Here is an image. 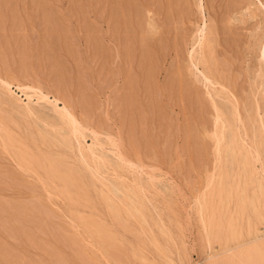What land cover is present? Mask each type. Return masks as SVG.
<instances>
[{
	"label": "rangeland",
	"instance_id": "rangeland-1",
	"mask_svg": "<svg viewBox=\"0 0 264 264\" xmlns=\"http://www.w3.org/2000/svg\"><path fill=\"white\" fill-rule=\"evenodd\" d=\"M0 21V264H264V0Z\"/></svg>",
	"mask_w": 264,
	"mask_h": 264
},
{
	"label": "bare ground",
	"instance_id": "bare-ground-1",
	"mask_svg": "<svg viewBox=\"0 0 264 264\" xmlns=\"http://www.w3.org/2000/svg\"><path fill=\"white\" fill-rule=\"evenodd\" d=\"M239 1H241V0H239ZM159 2H160V1H159ZM148 3H149V2H148ZM220 3H221V2H220ZM122 4H123V3H122ZM158 4H159V3H158ZM228 4H229V3H228ZM236 4H237V3H236ZM243 4H244V3H243ZM166 5H167V4H166ZM13 6H14V5H13ZM186 6H187V5H186ZM189 6H190V5H189ZM170 7H171V6H170ZM183 7H184V6H183ZM246 8H247V7H246ZM175 9H176V8H175ZM187 9H188V8H187ZM234 9H235V8H234ZM243 10H244V9H243ZM246 10H247V9H246ZM117 11H118V10H117ZM240 11H241V10H240ZM244 11H245V10H244ZM241 12H242V11H241ZM190 13H191V12H190ZM232 15H233V13H232ZM120 17H121V16H120ZM173 17H174V16H173ZM124 19H125V18H124ZM152 21H153V20H152ZM0 22H1V21H0ZM154 22H155V20H154ZM171 22H172V21H171ZM220 23H221V22H220ZM141 24H142V23H141ZM150 24H151L152 27H155V24H154L153 22H151ZM222 25H223V24H222ZM113 26H114V25H113ZM136 26H137V25H136ZM111 27H112V26H111ZM133 29H134V28H133ZM155 29H156V27H155ZM152 30H153V29H152ZM153 31H154V30H153ZM133 32H134V31H133ZM225 32H226V31H225ZM231 32H232V31H231ZM227 34H228V33H227ZM128 35H129V34H128ZM135 35H136V34H135ZM134 38H135V37H134ZM7 39H8V38H7ZM127 43H128V42H127ZM234 45H235V44H234ZM143 50H144V49H143ZM45 54H46V53H45ZM48 58H49V57H48ZM149 58H150V57H149ZM132 63H133V62H132ZM143 64H144V63H143ZM150 65H151V64H150ZM143 66H144V65H143ZM62 69H63V68H62ZM67 69H68V68H67ZM146 72H147V71H146ZM68 82H69V81H68ZM3 101H4V100H3ZM28 101L32 102V101L30 100V97H28ZM30 102H29V103H30ZM59 112H60L61 114H60ZM59 112H58V113L60 114V116H61V117L63 116V117L65 118V116H66V115H65V112H62V111H60V110H59ZM67 113H68V112H67ZM64 115H65V116H64ZM61 117H60V118H61ZM66 118H67V117H66ZM68 118H69V117H68ZM62 119H63V118H62ZM42 138H45V137L43 136ZM41 145H42V144H41ZM82 146H83V145H82ZM80 149H81V148H80ZM96 150H97V149H96ZM80 154H81V153H80ZM80 157H82V156H79V162H80ZM81 161L83 162V160H81ZM84 162H85V161H84ZM120 165H121V164H120ZM85 168H86V167H85ZM122 169H123V168H122ZM117 173H118V172H117ZM98 174H99V173H98ZM109 176H110V175H109ZM43 178H44V177H43ZM64 180H65V179H64ZM78 182H80V181H78ZM93 184H94V183H93ZM100 198H101V197H100ZM117 200H118V199H117ZM61 201H62V200H61ZM20 206H21V205H20ZM39 206H40V205H39ZM78 207H79V206H78ZM0 209H1V208H0ZM30 209H31V208H30ZM9 212H10V211H9ZM35 214H36V213H35ZM87 214H88V213H87ZM16 217H17V216H16ZM20 219H21V218H20ZM14 220H15V219H14ZM126 221H127V220H126ZM206 222H207V221H206ZM161 224H162V223H161ZM29 227H30V226H29ZM65 230H66V229H65ZM145 238H146V237H145ZM41 241H42V240H41ZM259 243H260V242H259ZM39 246H40V245H39ZM3 247H4V246H3ZM82 251H83V250H82ZM67 256H68V255H67ZM5 262H6V261H5ZM10 264H11V263H10Z\"/></svg>",
	"mask_w": 264,
	"mask_h": 264
}]
</instances>
